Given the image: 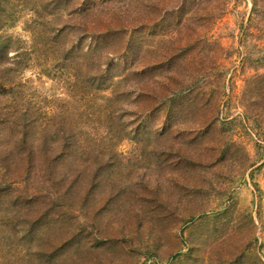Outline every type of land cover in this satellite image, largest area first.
I'll list each match as a JSON object with an SVG mask.
<instances>
[{"label":"rangeland","instance_id":"374dc122","mask_svg":"<svg viewBox=\"0 0 264 264\" xmlns=\"http://www.w3.org/2000/svg\"><path fill=\"white\" fill-rule=\"evenodd\" d=\"M0 36V264H264V0H0Z\"/></svg>","mask_w":264,"mask_h":264},{"label":"trees","instance_id":"16d2710c","mask_svg":"<svg viewBox=\"0 0 264 264\" xmlns=\"http://www.w3.org/2000/svg\"><path fill=\"white\" fill-rule=\"evenodd\" d=\"M98 36H102L103 34H97ZM8 39H5L0 36V69L1 67H5L7 64V55H8ZM90 54L92 52H96V48L89 46L88 47ZM6 73V76H1L0 75V98L8 96L13 88H14V81L10 76H7L8 70H4ZM1 74V73H0ZM93 84L96 86L95 87V92L98 90L105 91L108 88H101L102 85L104 86L105 83L108 81H112L113 78H115L114 74L111 72L110 68L105 67L102 68L101 65H97V68L95 69V73L91 74V77ZM108 87V86H107ZM1 195V194H0Z\"/></svg>","mask_w":264,"mask_h":264}]
</instances>
